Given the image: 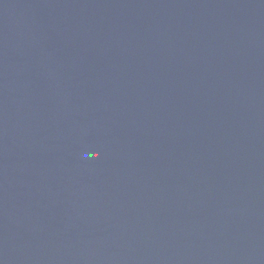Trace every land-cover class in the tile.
Returning <instances> with one entry per match:
<instances>
[{"label": "water", "instance_id": "1", "mask_svg": "<svg viewBox=\"0 0 264 264\" xmlns=\"http://www.w3.org/2000/svg\"><path fill=\"white\" fill-rule=\"evenodd\" d=\"M0 264H264V0H0Z\"/></svg>", "mask_w": 264, "mask_h": 264}]
</instances>
